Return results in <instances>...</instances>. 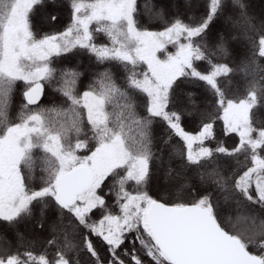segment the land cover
<instances>
[{
    "label": "snow or ice",
    "instance_id": "snow-or-ice-1",
    "mask_svg": "<svg viewBox=\"0 0 264 264\" xmlns=\"http://www.w3.org/2000/svg\"><path fill=\"white\" fill-rule=\"evenodd\" d=\"M173 7L0 0V225L31 220L46 233L40 252L18 230L15 246L0 234V264H264V122L254 118L264 108V19L245 0ZM65 11L63 30L33 31V17L54 25ZM239 38L251 55L244 91L230 97L228 43ZM77 52L97 66L86 84L78 68L55 67ZM48 87L60 102L42 107ZM158 175L185 195L154 198Z\"/></svg>",
    "mask_w": 264,
    "mask_h": 264
},
{
    "label": "trees",
    "instance_id": "trees-1",
    "mask_svg": "<svg viewBox=\"0 0 264 264\" xmlns=\"http://www.w3.org/2000/svg\"><path fill=\"white\" fill-rule=\"evenodd\" d=\"M152 0H140L141 6L143 7L146 3H151ZM155 5L159 7H163L166 11L172 12L175 11V8L173 5H176L179 7L180 12H184L185 9L183 8V0H154ZM245 2L248 5V11L250 14L255 16L258 20L264 19V0H245ZM59 16V20L54 25L50 24L48 21L44 19L43 16H36L33 17V31L37 33L38 35H43L45 33H50L53 31H59L63 30L65 25L68 23L69 16L68 13L60 12L57 13ZM143 22L145 26L150 27L152 30H157L156 25L157 21L150 19L147 15L143 16ZM221 27L219 22H216L212 25L209 34H208V43L212 44L215 42L216 39V33L217 30ZM229 35H231L229 33ZM106 37L103 36V34H100L97 36V42L98 43H105ZM228 47L230 50L231 55L228 57V63L236 70L234 74L231 75V84L227 86V95L231 96H237L243 93L244 91V84L245 79L243 75L240 73V65L243 60H245L246 57L251 55V52L249 51V45L243 38H239L237 40H229ZM170 50H174L171 49ZM259 63L264 65V60H259ZM55 67L58 69L60 68H78L80 72H82L84 75L81 77V80L84 84L88 83L92 78V73L97 70V66L90 60L88 55L83 53H75L73 55H67L64 57H58L56 58ZM103 66L100 67V70H102ZM112 70L116 76V78L119 80L122 78V70L120 69L119 65H113ZM222 84H224V80L221 81ZM60 102V97L57 93L53 91L51 87L46 88L45 95L42 97V107H51L54 103L58 104ZM19 103H20V96L19 93H17L15 97V103L13 108L11 109V117L15 118L18 115L19 112ZM207 106V102H206ZM254 118L258 119L261 122H264V108H260L254 112ZM191 127H195L194 124L191 125ZM217 133L219 135V132L222 128V122L218 121L216 124ZM236 137H228L225 138L226 143L228 146H232L234 140ZM84 154V153H81ZM243 159V158H241ZM229 163H233V161H229ZM159 182V183H158ZM157 183L160 185H157ZM148 191L152 193V191L161 192V195H158V198H162L163 200L170 201L171 198H182L185 193H183L181 190L178 192H173L174 194H171L167 192V188L162 187V179H160V176L154 177L150 185L148 186ZM230 223H236L238 226L242 227L243 222L238 220L235 216L232 217ZM18 230L20 233H22L25 237L26 241H32V244L36 243L40 244V246H37V248L42 250V241L43 237L46 235V233H43V235H40L38 232L34 231L33 224L31 220H26L19 225L16 226V229L9 228L7 226L0 225V234H3L7 237L8 241L12 243L13 246L17 243V238L15 236V231ZM12 233V234H11ZM31 239V240H30ZM3 245L0 244V247ZM38 251V252H39ZM83 257H81V260L83 261Z\"/></svg>",
    "mask_w": 264,
    "mask_h": 264
},
{
    "label": "rangeland",
    "instance_id": "rangeland-1",
    "mask_svg": "<svg viewBox=\"0 0 264 264\" xmlns=\"http://www.w3.org/2000/svg\"><path fill=\"white\" fill-rule=\"evenodd\" d=\"M264 5V4H263ZM263 10H264V7H263ZM160 179H162V178H160ZM159 183V182H158ZM157 183V185H159ZM165 181L162 179V187H165V188H167L166 186H165ZM160 186V185H159ZM178 192L179 191V189H169V188H167V192H169V193H171V194H174L175 192ZM159 192V191H158ZM158 192H156L155 193V191H152V193H150L151 195H153V197L154 198H158V195H161L162 196V194H161V192H159V194H158ZM174 192V193H173ZM158 194V195H157ZM177 200V198H171V201H176ZM12 234V233H11ZM40 235H43V233H39ZM31 240V239H30ZM33 241V240H32ZM31 241V242H32ZM37 245H35L34 243H33V248H34V250L36 251V252H38L39 251V249L37 248V246H40V244H38V243H36ZM42 245V244H41ZM40 251H42V250H40ZM39 251V252H40Z\"/></svg>",
    "mask_w": 264,
    "mask_h": 264
}]
</instances>
